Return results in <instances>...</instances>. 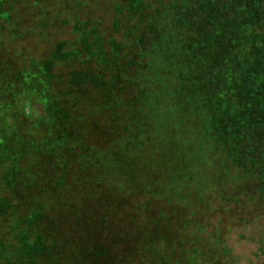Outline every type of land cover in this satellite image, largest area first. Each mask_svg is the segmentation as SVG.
I'll use <instances>...</instances> for the list:
<instances>
[{
  "label": "rangeland",
  "instance_id": "1",
  "mask_svg": "<svg viewBox=\"0 0 264 264\" xmlns=\"http://www.w3.org/2000/svg\"><path fill=\"white\" fill-rule=\"evenodd\" d=\"M191 1L187 11L188 0H0V71L12 76L29 68V61H53L49 65L51 100L48 106L40 101L41 95L34 100L44 119L26 116L18 121L14 116L5 127L0 125V137H6L3 145L10 149L9 158L0 163V244L6 246L4 249L14 251L18 242L27 239L30 243L38 241L43 252L30 253L33 264H164L166 259H171V264H193L192 258L197 264H264L263 38L257 37L256 51L246 54L251 52L250 45L231 43L221 34L206 53L216 52L226 63L241 61V86L251 92L258 105L253 100L246 109L230 108L226 119L234 128L228 126L222 147L211 140L209 143L218 149L197 150L204 135L200 124L205 118L199 111L203 105L196 109L184 103L180 112L169 113L168 124L177 126L174 132L179 129L183 141L189 140L186 134L192 136L187 153L194 158L198 179L184 201L171 198L168 190L145 196L121 189L114 182L116 152L108 155L105 139L110 138L104 134L110 130L107 127L113 110L101 108V88L112 75L100 71L113 63L121 64V70L133 59L140 61L138 55L143 52L142 61H164L175 39L162 36L158 30L176 16L175 11L184 9L185 14H191L194 1L201 6L199 0ZM155 12L163 17L158 28L149 29L148 19L142 21L144 25L138 22L139 14ZM136 28L135 35L143 33L147 38L144 44L135 42ZM169 53L173 54L171 50ZM184 55L180 49L169 61H187ZM237 69L240 71V66ZM213 74L212 69L199 77ZM39 76L43 78L42 73ZM224 88L226 94L232 91L226 85ZM7 99L12 105V96L6 95ZM13 109L20 111L14 104L7 109L10 115ZM53 115H67L64 119H69H61L57 128L61 132L47 131ZM32 141L42 142V149L26 152ZM249 146L253 152L246 151ZM228 149H233L241 161L230 162L232 152L227 154ZM99 150L106 154L102 157L106 167L99 160L96 164L94 155ZM187 153L184 149V158ZM16 154L21 155L19 159ZM160 163L158 159H139L130 166L126 162L117 166L119 171L130 168V179L137 189L145 191L155 190L157 180L160 189H166L162 175L151 179L146 171L148 167H165ZM180 165L178 162L176 166ZM217 251L223 252L222 257ZM18 261L13 257V262Z\"/></svg>",
  "mask_w": 264,
  "mask_h": 264
},
{
  "label": "trees",
  "instance_id": "2",
  "mask_svg": "<svg viewBox=\"0 0 264 264\" xmlns=\"http://www.w3.org/2000/svg\"><path fill=\"white\" fill-rule=\"evenodd\" d=\"M228 1L227 4L224 0H199L198 3L201 6L198 7L194 1L195 8L190 10L191 14H185L184 9L181 13L175 11L176 16L175 14L172 15L171 20L168 23L166 22L161 30H158L162 36L172 35L175 39L174 44L164 54V61H142L145 52H141V56L138 55L140 53L135 54L138 55L140 61L133 59L130 64H123L121 70L119 69L121 64L113 63L110 68L104 66L105 68H102L104 70L100 71L105 75H112L111 81H104L105 86L101 88V92L104 93L101 108L103 111L113 110L111 121L109 120L111 124L107 127L110 130L104 134L110 138L105 139V143L109 145L106 147L108 155L116 152V168L114 167L113 172L116 175L114 182L119 188L127 189L130 192L138 191L145 196L160 195V192L168 190L171 198L184 201L189 196L187 191L190 189L191 184L198 179L197 172L193 168L194 158L192 154L187 153L190 149V137L192 136L186 134L185 136L189 140L183 141L181 137L183 135L179 132V129L174 132V127L171 128L168 124L169 113L180 112L184 108V103L195 108L203 105L199 111L205 118L204 123L200 124L204 135L199 140L200 144L197 150L202 151L209 147L215 150L218 149L215 148L217 145H212V142L209 143V141H218V145L222 147L223 140L226 138L225 132L230 130L228 126L234 128L226 119L229 117L228 111H230V108L234 110L236 108L246 109L245 105H251L253 100L255 103V99L250 95L251 92L248 94L241 86L243 81L241 61L226 63L223 61V57L216 52L210 53L208 56L206 54L209 49H212L214 43L216 44L219 41L221 34L224 36V40L229 39L231 43L238 42L241 46L243 44L250 45L251 52L246 54H253L256 51L257 37L264 39V29L261 30L260 28L261 25H264V11L261 12L264 7L260 6L262 1ZM191 2V0H188L190 5L186 4V7H184L187 11H189V6L191 8ZM172 5L173 8L176 7L174 3ZM129 7L131 6L129 5ZM245 9L249 10L248 14L242 13ZM138 17V22L143 25L145 22L142 21L148 19L146 24L152 30L158 28L163 19L159 12L147 16L139 14ZM7 18H10L8 13ZM212 28L215 31L210 33ZM137 29H133V36L137 38L135 42L139 45L144 44L147 38H143V33L135 35ZM211 40L213 44L210 43ZM192 42L193 48L191 49L190 43ZM180 49L185 51L184 56L187 61H181L180 63L179 61H169ZM170 50L173 54L169 53ZM29 62H31L29 68L25 67L18 70L12 76L4 70L0 71V125H6V121L13 119L14 116L18 117V121L27 118L26 116L37 121L44 119L35 108L36 101L34 102V100L40 98L41 95L40 101L46 106H48V100H51L52 74L49 65L53 61L48 63L46 61ZM238 66H240V71L237 69ZM112 68H115V71H112ZM212 69L214 71L212 76L208 75L204 79L199 77L206 75ZM41 73L43 78L39 76ZM83 75H86V73ZM225 85L228 88L230 87L232 91L229 93L227 91L226 94ZM3 92H7V94L3 95ZM6 95L12 96V105L8 102V99L6 100ZM255 98L259 99L256 95ZM14 104L19 105L20 111L13 109L14 111L10 115L7 109L10 110ZM255 106L258 105L255 103ZM125 112H128L129 115H126ZM53 116L54 118L50 121L47 131L61 132L57 128L67 115ZM130 116H132L131 120L128 118ZM125 117L127 121L120 120ZM65 119H68V117ZM210 125L212 128L211 137L209 135ZM64 132H68V129L65 128ZM0 133L3 134L1 128ZM5 140L6 137H0V142H2V145L0 144V163L9 158L10 149H8V146L3 145ZM42 146V142L34 143L32 141L31 147L29 146L25 151L40 150ZM250 148L249 146L246 151L251 150ZM184 149L188 154L186 158H184ZM81 150L84 152L86 149L82 148ZM223 151H225V148ZM96 152L94 155L96 164L99 160V163L105 166L102 160V157L106 155L105 152L103 150ZM229 152L232 153L229 154ZM141 153L145 155L141 157ZM233 153H235L233 149H228L229 161L232 163L240 162L241 160ZM248 154L250 157L252 156L250 152ZM20 156V154H16L14 157L19 159ZM139 159L161 160L162 164H160L165 165L166 168L164 166L160 169L148 167L146 171H148L151 179H157L159 175H162V182L165 183L166 189H160V180H157L155 190H153L154 188L145 191L137 189L130 179L131 176L129 177L132 170L130 168L128 171L118 170V163L126 162L130 166ZM178 162L182 165L176 166ZM12 185L13 183L10 186ZM201 191L202 193L205 192L204 189H201ZM24 235L17 234L18 237ZM18 240L17 238L16 243ZM18 243L16 249L14 248L16 252L11 249H4L6 246L0 244V264H33L35 262L34 257L29 255L43 252L38 241L30 243L27 239ZM45 250L50 254L47 248ZM217 252L218 256L222 257L221 253L223 252ZM19 253H21L20 256H18ZM45 256H48V254ZM13 257H15L16 262L19 260L18 263L13 262ZM194 260L192 258L191 262L197 264ZM163 263L171 264V259H166Z\"/></svg>",
  "mask_w": 264,
  "mask_h": 264
}]
</instances>
